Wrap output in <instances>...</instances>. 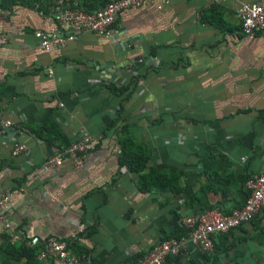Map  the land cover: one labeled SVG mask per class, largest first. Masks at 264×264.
Returning <instances> with one entry per match:
<instances>
[{
  "label": "crops",
  "instance_id": "1",
  "mask_svg": "<svg viewBox=\"0 0 264 264\" xmlns=\"http://www.w3.org/2000/svg\"><path fill=\"white\" fill-rule=\"evenodd\" d=\"M52 1L0 0V195L18 191L0 235L68 241L84 264H134L188 219L244 206L264 167V32L244 35L240 14L264 0L148 2L109 35L44 50L35 34L56 31ZM82 131L95 143L81 164L41 167ZM166 264H264L263 213L219 233L214 252L190 245Z\"/></svg>",
  "mask_w": 264,
  "mask_h": 264
},
{
  "label": "built area",
  "instance_id": "2",
  "mask_svg": "<svg viewBox=\"0 0 264 264\" xmlns=\"http://www.w3.org/2000/svg\"><path fill=\"white\" fill-rule=\"evenodd\" d=\"M105 4L97 11L88 12L79 8V0H53L47 5L53 15L56 26L54 33L38 31L35 37L44 50L51 47H64L68 42L75 41L83 33L109 35L119 15L132 8H141L148 2H157L164 6L173 0H103ZM213 2H218L213 0ZM40 8H43L40 6ZM244 35L256 37L264 32V4H245L240 14ZM62 28V30H61ZM64 31V32H62ZM7 42V37L0 34V47ZM0 125H10V121L1 120ZM95 143V138L87 131H82L78 140L55 151L42 164L43 169H56L63 161L65 155L74 159L76 164H81L83 159ZM24 149V145L15 143V151ZM250 196L244 206L234 209L229 214L213 211L199 215L196 219L186 221L187 233L180 238H171L155 244L150 252L135 264H166L170 256L181 254L188 246H194L203 252L215 251V237L219 233H228L244 224L254 220L261 212L264 215V167L247 181ZM18 191H6L0 195V223L5 230H10L8 215L2 209ZM12 243L25 241L28 247L40 244L39 238L29 241L23 240L18 234L10 237ZM37 260L46 262L55 258L60 264H84L80 257L69 252V242L56 238L44 242Z\"/></svg>",
  "mask_w": 264,
  "mask_h": 264
},
{
  "label": "trees",
  "instance_id": "3",
  "mask_svg": "<svg viewBox=\"0 0 264 264\" xmlns=\"http://www.w3.org/2000/svg\"><path fill=\"white\" fill-rule=\"evenodd\" d=\"M92 12H94V11H92ZM45 129H46L45 131L50 132L49 128L46 127ZM45 131L38 130V131H34V132L38 136L41 137L44 135L43 133ZM147 161H148V158L146 156H144L143 159H141V160H137V161L133 160V159L130 160L128 165L130 166L131 170H133V171L143 172V169L145 168ZM0 237L3 239V242L0 245V264H14V263H19L20 261H25V262L34 264V261L36 260L35 258L37 256V254H39L41 247L36 246L34 248H30L26 245L25 241L12 243L10 241V236L6 235V234L0 235ZM143 257H141V258H143ZM141 258H139V259H141ZM137 261L135 263H137Z\"/></svg>",
  "mask_w": 264,
  "mask_h": 264
},
{
  "label": "rangeland",
  "instance_id": "4",
  "mask_svg": "<svg viewBox=\"0 0 264 264\" xmlns=\"http://www.w3.org/2000/svg\"><path fill=\"white\" fill-rule=\"evenodd\" d=\"M8 203H9V202H8ZM8 203H7L6 205H4V207H3V209H2L4 212H5L6 209H7Z\"/></svg>",
  "mask_w": 264,
  "mask_h": 264
}]
</instances>
